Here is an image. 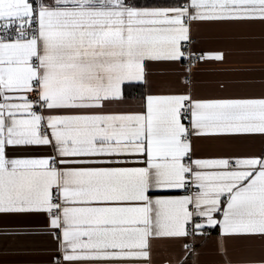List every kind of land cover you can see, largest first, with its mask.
<instances>
[{
  "label": "snow or ice",
  "instance_id": "snow-or-ice-1",
  "mask_svg": "<svg viewBox=\"0 0 264 264\" xmlns=\"http://www.w3.org/2000/svg\"><path fill=\"white\" fill-rule=\"evenodd\" d=\"M255 25L264 0H0V217L44 218L0 235L51 239L50 264H198L210 239L264 264V91L192 75L225 60L201 26Z\"/></svg>",
  "mask_w": 264,
  "mask_h": 264
},
{
  "label": "crops",
  "instance_id": "crops-1",
  "mask_svg": "<svg viewBox=\"0 0 264 264\" xmlns=\"http://www.w3.org/2000/svg\"><path fill=\"white\" fill-rule=\"evenodd\" d=\"M198 47L205 51H224L223 62H197L193 66L192 75L196 88L204 94L219 91L218 84L223 82L230 92L247 90L255 94L264 91V27H214L201 26L196 33ZM252 69L254 71H244ZM154 79L157 82L171 80L163 74V69H156ZM197 153L201 157L219 154L230 149L223 145L201 141L197 144ZM43 217H0V227L14 225L21 221L42 223ZM215 235V234H213ZM54 241L49 238L35 237L17 239L0 235V264H50V249ZM178 244H155L153 259L155 264H164L166 259L176 258ZM232 258L240 253L229 246ZM198 264H223L224 257L218 252L214 239H210L200 248Z\"/></svg>",
  "mask_w": 264,
  "mask_h": 264
},
{
  "label": "built area",
  "instance_id": "built-area-1",
  "mask_svg": "<svg viewBox=\"0 0 264 264\" xmlns=\"http://www.w3.org/2000/svg\"><path fill=\"white\" fill-rule=\"evenodd\" d=\"M192 69H193V67H192Z\"/></svg>",
  "mask_w": 264,
  "mask_h": 264
}]
</instances>
